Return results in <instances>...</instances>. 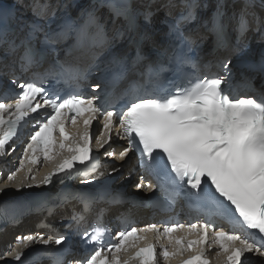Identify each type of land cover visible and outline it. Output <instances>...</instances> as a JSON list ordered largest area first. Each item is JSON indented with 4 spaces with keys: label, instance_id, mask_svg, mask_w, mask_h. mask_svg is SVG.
<instances>
[{
    "label": "snow or ice",
    "instance_id": "6c2138e0",
    "mask_svg": "<svg viewBox=\"0 0 264 264\" xmlns=\"http://www.w3.org/2000/svg\"><path fill=\"white\" fill-rule=\"evenodd\" d=\"M19 7L31 18L0 11V75L15 86L12 98L0 94V156L15 150L30 121L34 130L7 181L19 191L78 180L34 194L49 214L73 200L84 211L97 202L117 204L123 194L100 184L97 153L104 149L105 157L124 162L109 175L136 156L135 188L188 210L186 223L169 218L136 227L124 220L114 236L102 224L104 209L86 228L73 210L70 232L92 250L68 264H210L213 249L218 264H247V254L264 258V91L253 85L259 77L264 89V48L257 54L252 47L264 45V0H90L77 17L59 0H20ZM161 11L163 32L153 20ZM73 36L75 44L62 47ZM93 74L102 83L89 94ZM237 75L248 86L244 94L233 88ZM52 81L63 82L67 94L45 87ZM124 81L128 86L117 91ZM94 121L102 124L99 136L90 131ZM114 130L126 141L118 153L106 147ZM42 161L52 167L38 179L33 169ZM8 186L0 184V192ZM16 239L22 248L9 255L24 264L31 245L63 246L69 234Z\"/></svg>",
    "mask_w": 264,
    "mask_h": 264
},
{
    "label": "bare ground",
    "instance_id": "6f19581e",
    "mask_svg": "<svg viewBox=\"0 0 264 264\" xmlns=\"http://www.w3.org/2000/svg\"><path fill=\"white\" fill-rule=\"evenodd\" d=\"M115 150V149H114ZM104 162H105V165H107L106 166V168H104L103 167V169H102V172L104 173V175H103V177H108V175H107V173L111 170V168L112 167H115V165H117V163L118 162H120V161H118V160H116L115 159V157H106L105 159H104ZM112 162V163H111ZM109 163V164H108ZM1 165V164H0ZM0 167H3V165H1ZM2 168H0V170H1ZM122 179V180H126V186H127V189L128 188H130V186H131V184H132V180H130V179H126L125 177H124V175H118L117 177H116V179ZM4 182H7V180H5V176H3V179H2ZM117 181V180H116ZM75 182V184H77V180H75L74 181ZM75 184H73V185H75ZM8 191H10V190H8ZM17 191V190H16ZM52 192H54L55 190H51ZM131 192H133V190H131ZM9 193H11V192H9ZM5 194V193H4ZM3 198H5L6 200L4 201V202H13L15 199H17L18 197H10V198H6V197H3V196H1L0 197V203L2 202V200L1 199H3ZM21 205V201L17 204V206H20ZM7 207L8 208H11V206L10 205H7ZM67 207H74V208H77L78 206L76 205V202H72V203H70V204H68V205H66V207L65 208H67ZM26 211V210H25ZM62 211L61 212H59V214H56V215H52L50 218H49V220L50 221H54V222H56V220H58V219H60L61 217H63L62 216ZM31 219H34V215H30V217H29V220H21L22 222H19V224L16 226V227H14L13 229H16V230H29V229H32L34 226H35V221L34 220H31ZM18 220H20V219H18ZM17 220V221H18ZM16 222V221H15ZM9 223H12V222H9ZM12 229V227L11 226H9V225H6V226H4V228L3 229H0V247L2 248V247H4L5 245H6V243H7V240L10 238V236H11V230H13ZM76 259H78V258H76Z\"/></svg>",
    "mask_w": 264,
    "mask_h": 264
},
{
    "label": "water",
    "instance_id": "95a60500",
    "mask_svg": "<svg viewBox=\"0 0 264 264\" xmlns=\"http://www.w3.org/2000/svg\"><path fill=\"white\" fill-rule=\"evenodd\" d=\"M17 197V196H21L20 194H16V195H12V196H3V197H6V198H10V197ZM2 201H5L6 199L5 198H3V199H1ZM247 264H264V260H260V259H258V260H256L255 262L253 261V260H248V262H247Z\"/></svg>",
    "mask_w": 264,
    "mask_h": 264
},
{
    "label": "rangeland",
    "instance_id": "374dc122",
    "mask_svg": "<svg viewBox=\"0 0 264 264\" xmlns=\"http://www.w3.org/2000/svg\"><path fill=\"white\" fill-rule=\"evenodd\" d=\"M7 194H11V193H9V192H7ZM20 222V221H19ZM19 222H15V223H13V226H17L18 224H19Z\"/></svg>",
    "mask_w": 264,
    "mask_h": 264
}]
</instances>
